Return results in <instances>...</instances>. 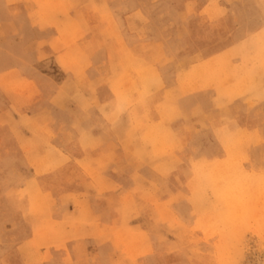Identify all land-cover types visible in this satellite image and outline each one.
Returning a JSON list of instances; mask_svg holds the SVG:
<instances>
[{
	"label": "rangeland",
	"instance_id": "374dc122",
	"mask_svg": "<svg viewBox=\"0 0 264 264\" xmlns=\"http://www.w3.org/2000/svg\"><path fill=\"white\" fill-rule=\"evenodd\" d=\"M4 2L41 34L8 21V83L52 96L11 104L0 264H264V0Z\"/></svg>",
	"mask_w": 264,
	"mask_h": 264
},
{
	"label": "crops",
	"instance_id": "0c3cea01",
	"mask_svg": "<svg viewBox=\"0 0 264 264\" xmlns=\"http://www.w3.org/2000/svg\"><path fill=\"white\" fill-rule=\"evenodd\" d=\"M8 9L9 8L7 4L4 2V0H0V159L2 161L3 157H5L4 168L6 170L12 169L11 165L9 166L8 160H6L7 154H11V155L16 154V160H17L18 155L22 154V150L20 149L19 142L17 141L18 137L22 136L25 133L23 127L21 126V122L23 121L35 122L36 120L40 118V114L37 113V111H39V108H35L34 112L30 114L29 113L28 114H25V113L15 114V113L10 112L12 102L23 100L24 98H26L24 94H27V92L29 94L30 90H32L33 95L38 93L39 95H42L43 98L44 96H46L45 98L50 99L49 97L52 96V94L50 95L49 92L45 93L46 88L39 83L38 81L39 76H37V79H38L37 81L35 80V78H33L35 76L34 74H33L32 79L28 78V80L31 79V82H28L25 85L26 91H25L24 84H23L22 90L13 92L11 84L8 83L7 75L13 72L12 70L16 71V73L19 71L21 72L24 71V68L22 65L13 66V65L7 64L6 58H7V47H8V41H9L8 34H7L8 21H13L14 23L16 22L17 24L16 25L17 27L16 28L14 27V28L16 29L19 35H16L14 39H11L16 44L23 46L22 43L25 42V43H31V45L34 46V43L39 41L40 35H41L39 32V29L35 28L36 26L34 23L35 20H33L32 18L30 19L19 18L21 20H18L17 17H14V16L9 17ZM10 10H13V9H10ZM23 26H26V27L24 28ZM19 30L21 31V33L18 32ZM23 32H26V38L23 37L24 36ZM38 54H39V50L37 52L33 51L32 63H34V59H37ZM86 89H88V87ZM95 91H96L95 96L97 100L99 101V103L100 104L104 103L105 96L103 92L99 90L98 85H96ZM28 94H27V97H28ZM39 100H40L39 96H32V102H35V101L38 102ZM94 115L95 116H93V118H96L95 122L97 124L96 129H93L90 131L89 129H87L86 131L89 132L92 137H95V138L102 137L103 132L101 129L102 125L100 123L104 122V119L101 117L100 114H97L96 111ZM240 117L243 118L241 119V122L244 125L247 131V134L250 133V136H257V137L262 135V137L264 138V102L259 103V121L253 117L249 119L248 118L249 116L247 115L246 112H244V114H240ZM85 127H88V125H86ZM53 129H54V132H56V128H53ZM3 138L6 139L5 143L2 140ZM9 138H10V141H8ZM250 148L251 147H249V149ZM211 150L212 149H210V151ZM210 151H208V153ZM250 153L255 155L254 165L258 168L259 167V147L252 146V148L250 149ZM212 155H214V153ZM20 159L24 161L22 156H20ZM14 167L15 169H17L18 164H16ZM16 219L18 220L19 217ZM21 220H24V219H21Z\"/></svg>",
	"mask_w": 264,
	"mask_h": 264
}]
</instances>
